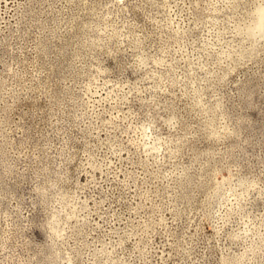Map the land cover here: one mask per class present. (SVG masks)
Returning <instances> with one entry per match:
<instances>
[{
    "label": "rangeland",
    "instance_id": "1",
    "mask_svg": "<svg viewBox=\"0 0 264 264\" xmlns=\"http://www.w3.org/2000/svg\"><path fill=\"white\" fill-rule=\"evenodd\" d=\"M0 264H264V0H0Z\"/></svg>",
    "mask_w": 264,
    "mask_h": 264
}]
</instances>
